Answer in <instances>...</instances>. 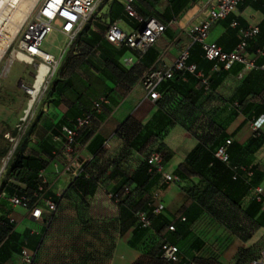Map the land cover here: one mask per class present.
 Here are the masks:
<instances>
[{
  "label": "crops",
  "instance_id": "1",
  "mask_svg": "<svg viewBox=\"0 0 264 264\" xmlns=\"http://www.w3.org/2000/svg\"><path fill=\"white\" fill-rule=\"evenodd\" d=\"M133 5L141 17L153 16L165 23V32L137 60L133 50L107 41L105 32L115 21L131 33L139 27V20L127 15L120 0L98 4L74 39L67 65L55 76L58 91L51 88L45 99L46 110L35 117L32 129L39 140L36 153L44 157L51 183L44 195L57 201L58 208L52 214L45 212L41 220H33L22 208L2 207L0 214L4 212L16 222L8 243L28 242L31 250H37L34 264L79 262L80 257L89 262L117 264L119 257L126 258L127 251L137 249L151 259H162L163 241L179 247L178 261L165 260L173 264H244L264 258V204L252 196L254 186L264 187V137L253 136L248 126V119L264 114L262 70H246L234 63L217 83L221 72L211 70L201 45L185 31L206 16L203 0H134ZM252 27L259 31L249 41L250 54L264 41V0H241L233 12L211 25L208 39L232 50L243 38L244 30ZM184 48L189 50V62L197 63L198 70L211 83L206 85L187 71L175 72L173 78L159 85L161 97L152 102L141 78L151 69L172 66ZM128 58L132 59L131 64H126ZM101 97L108 102L97 109L95 102ZM88 113L93 115L92 122L79 132L75 145L77 150L95 154L96 158L75 181L70 175L58 176L56 171L63 167L65 159L55 154L61 144L52 135L59 133L62 125L73 126L76 117ZM226 139L232 140L227 147L231 161L243 164L252 174L247 181L240 179L244 187L235 191L221 185L219 190L205 192L202 183L208 179L217 181L224 171L213 177L212 162L201 164L204 169H196L187 156L197 144L214 154ZM156 149L165 153L167 170L176 177L174 181L166 182L159 175L148 178L146 172L135 173ZM55 161L58 168L54 167ZM225 178H229L228 173ZM130 182L137 185L131 197L123 205H110L107 192ZM225 191L233 198L245 194L239 205H233ZM211 198L232 204L241 223L231 224L224 218L226 213L210 206ZM148 202H161L164 208L150 227L141 228L135 210ZM87 204L102 216L107 215V208L113 210L118 238L96 239L86 245V240L46 237L58 215L74 216L80 206ZM25 220L37 227L22 228ZM171 225L173 230L169 229ZM77 227L82 228L83 224L78 223ZM10 247L0 249V264H21L19 252ZM131 261L132 257L127 260Z\"/></svg>",
  "mask_w": 264,
  "mask_h": 264
},
{
  "label": "built area",
  "instance_id": "2",
  "mask_svg": "<svg viewBox=\"0 0 264 264\" xmlns=\"http://www.w3.org/2000/svg\"><path fill=\"white\" fill-rule=\"evenodd\" d=\"M123 3L124 10L129 17L137 18L140 22L138 28L128 33L120 28L117 22H111L106 29L105 36L107 41L119 48H126L135 52V58L138 60L142 55L151 48L157 39L165 32L167 25L153 16L141 17L136 11L134 0H120ZM241 0H203L206 6V16L185 29L192 40L201 45L203 56L208 61L213 62L211 70L220 72L229 70L234 63L242 65L243 69L252 70L259 68L264 76V61L258 64L260 57H264V42L261 48L256 49L252 54L247 52L249 41L254 40L258 34V28L252 27L244 30L243 38L239 44L232 50H225L217 45L214 41L208 39L211 25L218 19L226 17L233 12ZM101 0H39L36 9L30 19L26 22L22 32L14 43V48L23 55V57L32 64L35 69L30 72L33 77L32 82L25 84L21 82V87L28 94V106L24 109L21 121L27 127L32 119L41 113L45 108V99L47 91L56 75L60 65L62 55L45 51L42 44L52 29L65 36L72 42L79 32L88 22L93 12ZM62 51H66L61 48ZM188 48L181 50L179 58L170 67H160L149 70L142 78L141 83L147 92L149 99L156 103L161 97L159 85L165 80L174 77L175 72L187 71L194 74L201 81L208 85L209 79L204 76L201 70H198L197 63L188 64ZM9 62H13L9 58ZM132 59L128 58L126 64H131ZM108 102L106 97H101L95 102V107L100 108L102 103ZM91 113L78 116L74 120L73 126L62 125L60 132L53 134L54 141L60 142V148L55 154H60L65 163L56 173L58 176L70 175L76 178L86 172L87 166L92 163L96 155H86L77 150L75 142L80 131L89 126L92 122ZM248 126L253 136L264 137V115L248 119ZM232 143L231 139H226L218 145L215 156L221 161L229 163V152L227 147ZM108 144V140L104 145ZM57 154V155H58ZM147 172L151 176H161L166 182H172L176 177L168 172L165 161V153L162 150H152L146 157ZM7 161L5 160L0 173L4 170ZM54 167L58 168L59 163L55 161ZM233 178L241 177L248 180L252 174L244 165L233 166ZM37 189L31 194L19 193L18 190L7 192L2 188L0 183V198H3L13 208L18 207L27 211L29 217L33 220H41L43 214L54 213L58 208L57 201L44 195L49 189L50 182L47 178L45 166L37 169ZM134 187L131 184L124 185L118 191L107 192V197L115 203L124 202L132 194ZM252 196L255 201L264 204V187L256 185L252 188ZM164 208L163 203H149L147 210L136 212V218L142 227L151 226V218L158 214ZM10 222H15L14 218L8 216ZM184 219V218H183ZM170 230L174 226H169ZM163 257L169 261L176 262L179 260V248L176 244L163 242L161 245ZM37 250H31L27 246H22L19 251L21 264H34ZM244 264H264V258H254Z\"/></svg>",
  "mask_w": 264,
  "mask_h": 264
},
{
  "label": "rangeland",
  "instance_id": "3",
  "mask_svg": "<svg viewBox=\"0 0 264 264\" xmlns=\"http://www.w3.org/2000/svg\"><path fill=\"white\" fill-rule=\"evenodd\" d=\"M107 0H101L103 5ZM71 42L65 38L64 35L58 33L56 29H52L46 36L42 48L45 51L54 54H61L62 59ZM9 58L13 62H9ZM61 59V61H62ZM61 63V62H60ZM35 69L16 48L11 46L6 52L3 60L0 63V170L4 161H7L6 168L0 173V183L5 178H15V159L18 154L35 156L41 160L44 157L36 153L35 148L39 147V140L32 133L33 123L25 127L21 121L24 109L28 106V94L21 87L20 83L29 84L33 77L30 72ZM57 76V74L55 75ZM53 82V81H52ZM53 83L47 95L51 94ZM32 128V129H31ZM110 205L113 202L107 197ZM210 206L216 207L221 212L226 213L224 218L228 219L231 224L238 226L241 223V218L236 211V208L229 202L223 199L211 198L209 200ZM107 215L102 216L96 213V210H91L89 205L80 206L74 216L67 213H61L51 229H47L46 237H50L59 241L62 240H86V245H91L96 239L114 240L118 238L119 229L117 228V220L111 208H107ZM82 223L83 227L78 228L77 224ZM21 227L36 228L35 223L25 220L21 223ZM50 228V225H49ZM48 235V236H47ZM132 257L133 261L127 262ZM79 258V262H68L65 264H115L109 262H89L86 258ZM89 257H87L88 259ZM117 264H169L167 261L154 260L147 255L142 254L140 249L127 251L126 258L119 257Z\"/></svg>",
  "mask_w": 264,
  "mask_h": 264
},
{
  "label": "trees",
  "instance_id": "4",
  "mask_svg": "<svg viewBox=\"0 0 264 264\" xmlns=\"http://www.w3.org/2000/svg\"><path fill=\"white\" fill-rule=\"evenodd\" d=\"M264 42V41H263ZM263 42L262 44L258 45L256 47V49L258 48H261L262 45H263ZM73 44H74V40L71 42L70 46L68 47L58 69H57V76H59L63 69L65 68V66L67 65L68 61H69V57H70V54L72 53V47H73ZM255 49V50H256ZM189 59V58H188ZM264 61V57H260L259 60H258V64L262 63ZM187 63L188 64H192L191 62H189V60H187ZM211 67H212V64L213 62H211ZM198 67V65H197ZM232 67V66H231ZM231 70V68L229 70H221V74H220V77L217 79V83L218 81H220L221 79V76H224L226 75L229 71ZM183 72V71H182ZM192 74V73H191ZM53 90L54 91H58V81L56 82V77H54L53 79ZM211 83V79L209 80V84ZM260 115V114H259ZM264 115V114H263ZM36 120V119H35ZM34 120V122H35ZM34 125V123H33ZM33 127V126H32ZM32 129V128H31ZM217 148V147H216ZM57 148H53V150H55ZM54 156V155H53ZM167 157V155H166ZM38 159L33 157V156H30V155H24V154H18L16 159H15V178L17 181L19 182H22L25 184V186H20L18 183H16L14 180H12L11 178H5L4 181L2 182V188H4L7 192H12L14 190H18L19 193H28V194H31L33 191H35L37 189V174H36V171L37 169L41 168L44 166V163H45V160H40L37 161ZM187 160L190 162L191 161V164L193 165L194 168L196 169H204V166L201 164H205L206 162H212V165L213 167L210 168V172H211V175L213 177H216L217 175V172L220 171V170H223L224 173L221 177H219V179L216 181V180H210L208 179V181L202 183L203 184V188H204V191H210V189L212 191H216V190H219L221 188V185H223V187H225L227 190H230V191H235L237 190L239 187H244V186H241V184L239 183L240 179L243 180V178L241 177H237L236 179L233 178V166H238V165H243V164H235L231 161V158L229 157V163H226V162H223L221 161L219 158H217L215 156V152L214 154L213 153H209V152H206L204 149H203V146L200 145V144H197L195 146V148L191 151V153L187 156ZM217 162L220 163V165L218 166L217 165ZM40 163V164H39ZM7 165V164H6ZM6 168V166H5ZM138 172H146L147 175H148V178H152L154 176H151L148 172H147V162L145 160V165L143 166H140L136 171L135 173H138ZM228 173L229 174V178L226 180L225 178V174ZM78 177H76L74 179V181L77 179ZM220 178L221 180H224L223 181V184H220ZM73 181V182H74ZM245 181V180H244ZM128 184H131L133 185L134 189L135 190L137 188V185L133 182H130ZM127 185V184H126ZM123 187V186H122ZM119 190V189H118ZM116 190V191H118ZM193 189H189V191H192ZM115 192V191H114ZM229 192V191H228ZM227 191H225V196L228 198V200L233 204V205H239L242 197L244 196V192H242L241 196L238 197V198H233L231 196L230 193H228ZM194 195V193H193ZM131 197V195L129 196V198ZM129 198H127L124 202L122 203H115L113 200H111L114 204H117V205H123ZM149 203L148 202L144 207L142 208H138L135 210V214L137 211L139 210H147L149 208ZM2 207H9L11 208V206L7 203V201L3 198H0V209H3ZM156 215V214H155ZM155 215L152 216L151 218V222H153V218L155 217ZM136 216V215H135ZM138 221V220H137ZM16 222H10L8 216H5L4 215V212H2V214H0V249H7L8 246L10 245L11 249L12 250H15L17 252L20 251L21 247L22 246H27L28 247V242H23V243H20V244H15V243H8V240L10 239V237L12 236V230L14 228V225H15ZM139 223V221H138ZM152 224V223H151ZM140 227L141 228H148V227H142L141 224L139 223ZM163 242H168V241H163ZM161 242V245L162 243ZM170 243V242H169ZM9 244V245H8ZM174 244V243H172ZM161 245H160V250H161ZM29 248V247H28ZM179 248V247H178ZM30 249V248H29ZM160 256L162 257V259L158 256V260H167L163 257V253L161 251V254ZM169 264H173L171 262H168Z\"/></svg>",
  "mask_w": 264,
  "mask_h": 264
},
{
  "label": "bare ground",
  "instance_id": "5",
  "mask_svg": "<svg viewBox=\"0 0 264 264\" xmlns=\"http://www.w3.org/2000/svg\"><path fill=\"white\" fill-rule=\"evenodd\" d=\"M39 0H0V63L13 46Z\"/></svg>",
  "mask_w": 264,
  "mask_h": 264
}]
</instances>
